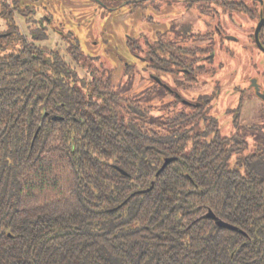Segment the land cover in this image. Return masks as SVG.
<instances>
[{"label":"trees","instance_id":"trees-1","mask_svg":"<svg viewBox=\"0 0 264 264\" xmlns=\"http://www.w3.org/2000/svg\"><path fill=\"white\" fill-rule=\"evenodd\" d=\"M8 28L0 264H264V110L241 126L240 97L222 133L209 102L153 106L157 84L125 95L75 42L66 60Z\"/></svg>","mask_w":264,"mask_h":264},{"label":"rangeland","instance_id":"rangeland-1","mask_svg":"<svg viewBox=\"0 0 264 264\" xmlns=\"http://www.w3.org/2000/svg\"><path fill=\"white\" fill-rule=\"evenodd\" d=\"M99 5L92 0H20L19 2L20 8L42 7L55 29L53 31L48 27V32H44L47 37L36 41L37 45L58 49L62 54L64 53L66 60H69L65 49L70 37L79 45L81 53L86 58L98 59L108 65L112 71L111 79L115 87L131 83V88L125 89V95H134L142 90L151 89L154 85L150 77L155 76L168 88L175 86L176 88H173L177 89V92L186 99L192 100L193 97H198L204 92L207 94L212 92L210 89L213 87V82L209 78L217 73L214 80L219 79V96L217 95L218 97L212 101L211 111L216 115L218 122L224 125V130L230 131L228 128L230 126L228 122L231 120L230 111L236 106L240 97L242 103L238 117L241 126L262 122L264 106L252 95V90L247 84L249 80L257 79V84L264 91V55L249 47L246 39L242 38L240 43L225 42L221 51L217 50L218 40L214 37L213 48L203 53L210 56L213 50L214 60L204 62L206 68L204 71L196 70L200 73L196 76L197 84L194 86L197 90L187 93L181 89L182 86H179L180 82L186 83L187 80L183 79L177 67L189 60L188 52L210 46L208 40H203L204 34L207 36L212 34L209 18H207L206 30H194L186 34L183 32L184 29L180 28L181 25L168 31L183 15L176 7L175 0H142L141 6L132 8L131 11L122 6L117 10H105ZM15 22L21 30L27 32L23 17L17 15ZM2 27L3 24L0 22V29ZM195 29H198L197 25ZM163 33L165 34L162 35ZM158 36L161 37L163 47L168 48L177 63L169 66L168 62H163L164 64H160L162 68H159L154 66L157 63L154 64L155 62L150 60L151 65H147L139 58L138 55H143L145 45L160 43ZM158 51L163 55L162 48L159 47ZM220 61L222 65L218 64ZM166 68L167 71L164 72ZM228 73H231L230 79ZM231 90L234 92H230ZM173 102L175 103L173 97L166 93L162 96L154 94L150 99V103L158 107L169 103L173 106ZM224 130L220 129L222 133Z\"/></svg>","mask_w":264,"mask_h":264},{"label":"flooded vegetation","instance_id":"flooded-vegetation-1","mask_svg":"<svg viewBox=\"0 0 264 264\" xmlns=\"http://www.w3.org/2000/svg\"><path fill=\"white\" fill-rule=\"evenodd\" d=\"M93 2L100 4L99 6L105 10H117L119 7H125L129 11L132 8H136L141 6L140 2L142 0H92ZM20 0H0V22H2L3 27L0 29V42L6 34L10 33L9 25H15L18 27L19 32L25 36V38H30L32 34L30 32H34L37 36H44L47 37V34L44 32H48L50 27L55 31L52 27V22L49 19L48 15L45 14L44 9L42 7L37 8L33 6H27L25 8H20L19 6ZM175 5L178 7L179 11L183 14L181 15L182 18L174 25L171 26L169 30H173L177 28V25H181V29H184V33L189 34L195 31H201L207 29V18H209V24H212V34L203 35L205 39L208 40L209 45L203 49H199L195 52H188L189 53V60L186 63H182L180 67H177V70L182 75L183 79L187 80L186 83L180 82L179 86L183 89V91L191 92V90L196 91L197 89L194 88L196 86L197 75H200L199 72H196L197 69L205 70L204 62H211L214 51L212 50L210 56L204 55L203 53L207 50L212 49V40L214 37L218 40L217 50H221L224 48L225 42H242V38L248 41L249 47L254 48L257 52L262 53L264 55V0H175ZM17 15H20L24 18L26 22L27 32L21 30L17 23L15 22V18ZM247 20V21H246ZM262 22V23H261ZM14 23V24H13ZM261 23V25H260ZM197 25L198 29H195ZM260 25V26H259ZM57 31V30H56ZM190 31V32H189ZM27 33V34H26ZM166 33V32H165ZM163 33L162 35H164ZM242 34V36H240ZM160 35V36H162ZM158 36V38L160 37ZM157 38V40H158ZM45 39V38H43ZM42 40V39H40ZM37 40V41H40ZM156 40V39H155ZM156 40V41H157ZM159 44H147L145 45V49L143 51V55H138L139 58L143 59L147 65H151V62H155V67L162 68L160 64H164L163 62H168L169 66L172 64L177 63V60H174L171 53L167 50L168 48L163 47V43L161 41V37L159 38ZM69 42L73 43V40L69 37ZM36 43V41H35ZM216 43V42H215ZM41 46V45H39ZM43 47V46H41ZM163 49V55L159 54L158 49ZM254 55V53L252 54ZM216 57V56H215ZM180 60V59H179ZM179 63V61H178ZM241 63V61H239ZM252 63V60H251ZM153 64V63H152ZM218 64L222 65V61L218 62ZM222 67V66H221ZM168 68V67H167ZM164 70V72L167 71ZM205 68V69H204ZM196 72V73H195ZM201 72V71H200ZM217 74V73H216ZM216 74H212L210 76V80L213 82V87L210 89L209 94L204 92L198 97H193L192 100L186 99V97L182 96L175 86L172 88H168L160 79L155 76L150 77L152 83L157 84L161 87L164 91L167 92L168 96L173 97L176 104L181 106V108L189 107L195 108L205 102H209L212 104V101L219 96V88L218 85L219 79H215ZM230 79L231 73H228ZM227 79V80H228ZM252 81L257 84V79L249 80L247 84L250 89L252 90V95L258 99L261 104L264 106V101L256 96L255 89L253 87ZM175 82H173L174 84ZM176 84V83H175ZM260 93H264L262 88L257 84ZM178 87V86H177ZM218 88V89H217ZM180 89V88H178ZM236 89V88H235ZM241 90V88H238ZM230 92H234L231 90ZM214 99L208 101L209 99L206 98L202 100V96L205 95H214ZM218 95V96H217ZM203 101V102H201ZM240 98H238L239 100ZM208 105V104H207ZM206 105V106H207ZM231 119V118H230ZM228 128L231 129L232 123L231 120L228 122ZM226 127V128H227ZM222 130H224V125H221ZM229 129V130H230ZM225 131V130H224ZM223 133H228L225 131Z\"/></svg>","mask_w":264,"mask_h":264},{"label":"water","instance_id":"water-1","mask_svg":"<svg viewBox=\"0 0 264 264\" xmlns=\"http://www.w3.org/2000/svg\"><path fill=\"white\" fill-rule=\"evenodd\" d=\"M262 23V22H261ZM260 23V25H261ZM259 25V26H260ZM253 87L255 89V92H256V96L261 98L263 101H264V93H260L259 92V88L257 86V84L255 83V81L253 82ZM171 161V158H168V159H165V161L163 162L161 168L159 169V171L157 172V174ZM205 217L206 218H211L215 221L216 225L219 226V227H222V228H226V229H229V230H233V231H239L235 226L229 224V223H226L224 221H221L219 220L217 217L214 216V214L209 211L207 214H205Z\"/></svg>","mask_w":264,"mask_h":264}]
</instances>
